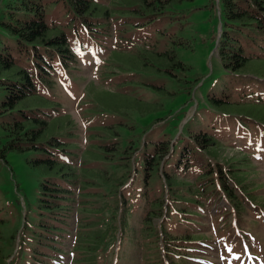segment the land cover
Returning a JSON list of instances; mask_svg holds the SVG:
<instances>
[{
	"label": "trees",
	"instance_id": "trees-1",
	"mask_svg": "<svg viewBox=\"0 0 264 264\" xmlns=\"http://www.w3.org/2000/svg\"><path fill=\"white\" fill-rule=\"evenodd\" d=\"M110 1L0 2V90L6 92L5 111L22 109L24 118H31L32 111H41L39 106L49 102L41 96L38 98L37 81H50L60 67L70 73L76 61L83 60L88 53L100 62L98 76H112L106 80L112 87L106 91L102 86L103 90L97 92L96 98L103 106L126 113L137 109L146 115L166 108L165 100L164 103L149 101L151 95L166 94L169 102L176 103L175 107L183 97L188 100L189 92L180 89L189 82L186 75L189 69L177 56L179 49L189 48L187 28L182 23V12L188 9L176 5L180 6L183 0ZM218 5L221 35L217 66L222 68V73L210 75L206 103L196 108L182 131L178 134V122L168 128L167 124H160L152 151L143 154L145 186L155 175L161 191L157 195L146 194L141 201L147 205L141 222L145 235L140 242L144 251L141 264H194L196 256L192 257L191 252L197 246L220 247L231 264L234 257L245 255L246 248L254 258H259L256 249L262 240L256 229L264 227V205L257 195L264 188L257 186L264 174L254 179L250 175L255 169L264 172V0H219ZM210 6L214 11V2ZM131 15L137 17L132 24L128 22ZM135 42L141 49L126 60L131 66L124 64L126 68L121 70L120 57L115 58L112 52ZM133 69L143 73L132 72ZM149 73L160 75L155 80ZM170 83L175 90H168ZM120 86L123 90L118 89ZM26 108L31 110L25 111ZM175 111H169V115ZM30 124V133H22L25 120L16 126V132L20 140L24 137L29 141L27 149L37 151L33 166L45 174L39 201L48 208L47 215H42L47 223L41 224L38 232L33 224H26L17 249L19 229L9 237H4L0 230V264L60 263V258L51 254L56 253L54 233L68 222L70 209L65 207L66 203L73 205L78 187L80 194H87L82 198L98 195L89 190L92 182L87 181L88 176L104 180L109 176L106 169L91 168L87 162L86 157L111 161L100 150H89L79 165L75 158L71 162L64 158L71 149L55 135L66 129V120L57 119L40 126ZM132 128L125 124L126 130ZM178 143L179 158L167 168L166 163L172 160ZM219 148H229L237 154L224 161L216 152ZM139 151L132 145L123 151L128 156L122 155L121 159L134 163L127 175L129 181L137 172L135 158ZM60 155L63 161L58 159ZM220 200L225 202L224 208ZM122 201L123 198L120 204ZM165 206L168 209L163 217ZM212 208H216L215 213ZM118 214L121 211H116L114 217ZM204 214L206 220L209 215V220L214 222L211 229L215 234L191 230L193 225L201 224L198 220L205 219ZM232 215L234 221L229 222ZM157 217L162 218L158 228L153 225ZM247 221L250 227L243 226ZM0 222H6L1 215ZM220 223L223 226L217 232L215 226ZM227 224H231L232 231L226 228ZM93 225L87 219L79 223L71 248L73 264H96L105 236L93 233L90 229ZM120 226L119 233L117 230L113 234L115 238L123 232V225Z\"/></svg>",
	"mask_w": 264,
	"mask_h": 264
},
{
	"label": "rangeland",
	"instance_id": "rangeland-1",
	"mask_svg": "<svg viewBox=\"0 0 264 264\" xmlns=\"http://www.w3.org/2000/svg\"><path fill=\"white\" fill-rule=\"evenodd\" d=\"M2 1L0 0L4 3L5 0ZM211 1L215 5L214 11L210 6ZM218 3L219 0H183L180 6L176 4L179 8L188 9L182 12V15H184L182 23L187 28L186 38L189 40L187 42L189 48L179 49L177 56L189 69V73H186V75L187 80L190 82L181 85L180 90L184 93L189 92V95L188 100L183 97L182 101L177 103L178 107H175L176 103L169 102L168 95L161 93V95H151L149 101L164 103L165 100L167 102L166 108L146 115L137 109L126 113L127 111L118 112L103 106L96 98L97 92L103 90L102 86L106 91L112 87L106 84V80L111 79L112 76L97 75V67L100 62L90 53L84 57L87 62L84 59H78L75 68L70 73L65 72L60 67L50 81H37L39 86V97H37H43L42 99L46 101L48 99L49 102L39 106L41 111H32L31 118L25 119L22 109L5 111V107H8L7 104L3 105L6 100V92L0 90V215L2 219L6 220L4 223L0 222V230L4 237H9L15 230L20 229L24 222L37 227V232L41 224L47 223L45 219H42V215H47L48 208L39 201L42 195V182L45 174L42 170L33 166L37 151L27 149L29 141L24 137L23 140H20L16 132V126L25 120L26 128L22 130V133L28 131L26 132L28 134L30 133L29 130L32 129L30 123L40 126V123L64 119V121H67L66 129L56 133L55 138L64 141L66 143L65 147L71 149V153L64 156L68 162L75 158V163L79 165L83 162V157H86V154L88 155L89 150H100L105 157H111L112 159L111 161L104 159L91 160L86 157L87 162L90 164L89 167L104 168L109 171V176L107 180L96 176H88L87 181L92 182L88 185L89 190L98 193V195L82 198L87 194H74L72 200L75 198L76 201L73 205L66 203L65 207L70 209V214H68L69 218L68 222L65 223L66 225H61V227L63 226L62 230L58 229V233H54L57 238L55 251L60 253L63 249H66L64 252L67 256L74 242L73 236L77 231L76 224L79 225L80 222L87 219L89 223L94 224L90 228L93 233H101L105 236L98 249L96 264H111L114 255L111 246L116 245L118 242L116 264H141L144 251H142L143 248L140 246V242L144 241L143 236L145 238L143 231H141V222L145 216V209H147L146 205L142 206L141 201L144 195L152 192L157 195L161 191L160 182L155 175L149 178V184L145 186L143 154L152 151L154 147L152 141L156 138V132L159 130L160 124H167L168 128L169 125L178 122V134L182 131L183 126L193 116L196 108L206 103L207 81L211 77L210 75L219 76L222 73V68L219 65V67L217 66V59L219 58L218 42L221 35V12ZM126 15L123 14V16ZM135 20L137 21V17L131 15L128 22L132 24ZM107 46L110 51V42L107 43ZM212 46H214L213 49H211ZM112 48L113 50L116 49L114 45ZM140 49L141 45L135 42L129 47L117 48L112 54L115 58L120 57L118 65L122 70L126 68L124 64L131 66L126 63V60L128 57L138 54L136 52ZM131 71H136V73L141 71L143 73V70L140 69ZM154 73L149 74L157 80L160 74ZM118 89L123 90V86ZM132 90L137 93L140 92L136 88H132ZM168 90H175L172 83L168 85ZM179 96H181V93H179ZM33 109L38 108L33 107ZM30 110L31 108L25 109V111ZM173 110L176 111L169 115V111ZM127 123L133 128L126 130L125 124ZM151 129L152 132H150ZM130 145L134 149H140V151L135 158L137 172H135L134 178L129 181L127 175L132 171L134 163L128 159H121V157L128 156L123 151ZM176 148L172 160L166 163L167 168L171 167L179 158L181 151L179 143ZM216 152L219 158L224 161L234 158L237 154L236 151L229 148H219ZM58 159L63 161L61 155L58 156ZM263 174L264 172L260 169L259 171L255 169L250 176L254 179V177ZM257 187L264 188V179ZM122 198L124 204L120 206ZM257 200L264 205V190L257 195ZM72 206L75 209H72ZM220 206L225 207L223 200H220ZM82 207L88 209L85 211ZM118 210L121 211V214H118L119 217H114L115 212ZM250 216L255 217L252 213H250ZM204 217L205 219L198 220L201 224L193 225L191 230L195 233L215 234L211 229L214 222L209 220V215H207V220L206 214H204ZM234 218L232 215L228 221L233 222ZM120 225H123L121 240L113 236L117 230L119 233ZM153 225L159 227V217L153 219ZM227 225L226 228L232 231L231 224ZM222 226L221 223L215 226L216 231L220 232L219 229ZM243 226L250 227V224L247 221ZM256 232L261 234L260 239L262 242L256 250L262 256L260 264H264V227L257 228ZM24 235L25 228L23 230ZM215 238L214 235L213 239ZM159 245L161 246V243ZM234 245L236 248L239 246L236 243ZM221 251L218 246L208 248L197 246L191 252V256L202 257L200 260L195 257L194 264H230V261L226 260L228 256H226V259L225 257H217V254ZM57 253H52L51 256L57 255ZM24 256H27V253ZM69 260L70 256H67L62 264H68ZM252 260L253 258L248 256L243 261L239 258L238 261L236 258L233 261L234 264H252Z\"/></svg>",
	"mask_w": 264,
	"mask_h": 264
}]
</instances>
